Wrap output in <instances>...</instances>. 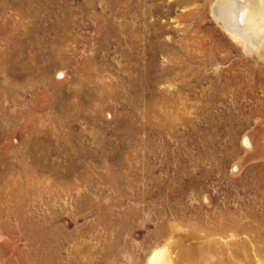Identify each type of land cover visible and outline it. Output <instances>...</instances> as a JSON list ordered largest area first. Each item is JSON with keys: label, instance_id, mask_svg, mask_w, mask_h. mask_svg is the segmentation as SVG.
I'll return each mask as SVG.
<instances>
[{"label": "rangeland", "instance_id": "obj_1", "mask_svg": "<svg viewBox=\"0 0 264 264\" xmlns=\"http://www.w3.org/2000/svg\"><path fill=\"white\" fill-rule=\"evenodd\" d=\"M226 1L0 0V264H264V22Z\"/></svg>", "mask_w": 264, "mask_h": 264}, {"label": "bare ground", "instance_id": "obj_2", "mask_svg": "<svg viewBox=\"0 0 264 264\" xmlns=\"http://www.w3.org/2000/svg\"><path fill=\"white\" fill-rule=\"evenodd\" d=\"M230 0H227L224 4H226V3H228ZM256 2V1H255ZM231 3V5H232V8L230 9L229 7V4H228V6L226 5V6H224V7H220L219 9L220 10H222V11H224V16H227V14H230L231 13V15L233 16L232 18L234 19H232L233 21H235V24L236 25H234L233 24V30H231L230 32H231V34L235 37V38H240V40H242V41H244V42H247V41H250L251 39H252V35L253 34H255V32L257 31V30H261L262 29V25H263V23L262 22H264V0H258L254 5H251L250 4V8L248 9L249 11H248V17H247V19H246V24H245V26L242 28V29H240V30H238L239 28H236L237 27V25H238V23H240V22H242V20L244 21V19H243V17H245V16H243V9H242V6H241V2L239 1V0H232V2H230ZM223 6V5H222ZM248 6V5H247ZM246 6V7H247ZM244 7V6H243ZM221 14H223L222 12H221ZM220 14V15H221ZM226 14V15H225ZM245 14V13H244ZM224 18V17H223ZM226 19H227V17H226ZM225 19V20H226ZM229 20V19H228ZM228 22V21H227ZM262 23V24H261ZM226 24V23H225ZM230 24V23H229ZM264 26V25H263ZM36 27V26H35ZM229 27H230V25H229ZM264 29V28H263ZM31 32V31H30ZM260 32V31H259ZM263 32V31H262ZM33 33V32H32ZM31 34V33H30ZM34 35V34H33ZM252 42V41H251ZM250 42V43H251ZM13 57V56H12ZM12 59V58H11ZM8 62V61H7ZM9 63V62H8ZM58 76L60 77V78H64L65 77V74L63 73V72H59L58 73ZM149 76V75H148ZM145 78V77H144ZM147 79H149V78H147ZM145 80V79H144ZM147 82V81H146ZM150 82V81H149ZM147 84H150V83H147ZM149 88V87H148ZM247 141V140H246ZM36 149V148H35ZM35 151V150H34ZM33 151V156H34V160L36 161V162H39L40 161V159H39V157L37 156V154H36V151L34 152ZM34 161V162H35ZM41 162V161H40ZM35 164V163H34ZM45 165V164H44ZM36 168L37 169H42V166L40 165V164H37V166H36ZM233 224V223H232ZM232 228H236V229H239L240 231L242 230L243 231V228H241L240 227V224L239 223H235V225L234 226H231V229ZM224 229V227L223 226H220L219 227V230L220 231H222ZM212 231H213V229H212ZM211 231V232H212ZM217 231V230H216ZM226 231V230H225ZM235 231H237V230H235ZM219 232V231H218ZM231 232H233L232 230H231ZM210 233V232H209ZM216 233V232H215ZM214 233V234H215ZM221 233V232H220ZM219 233V234H220ZM224 233V232H223ZM226 233V232H225ZM224 233V234H225ZM234 233V232H233ZM236 233V232H235ZM223 234V235H224ZM209 235V234H208ZM221 235H222V233H221ZM226 235V234H225ZM230 235V234H229ZM235 234H231L230 236L233 238V237H235L234 236ZM219 237V236H218ZM225 238H227V235H226V237ZM237 239V238H236ZM207 240V239H206ZM233 240V239H232ZM213 243V242H212ZM229 243H230V241H229ZM232 243V246H234V248L236 247L237 248V244L235 243H233V242H231ZM228 246H231L230 244H227ZM233 248V247H232ZM255 248H256V246H255ZM175 249V248H174ZM187 249V248H186ZM257 249V248H256ZM260 249V248H259ZM258 250V249H257ZM171 251V250H170ZM169 251V248H168V245L165 247L164 246V248L163 249H158V250H156L153 254H151V257H149L150 259H149V262H147L148 264H176L175 263V260H174V257H173V252H170ZM261 251V250H260ZM188 253V252H187ZM191 253V252H190ZM225 254V253H224ZM219 255V254H218ZM223 255V254H222ZM188 256H189V254H188ZM205 257V256H204ZM224 257V256H223ZM219 258V257H218ZM226 259V258H225ZM229 259V258H228ZM208 260V259H207ZM223 261H225V260H223ZM225 262H227V261H225ZM229 262V261H228ZM234 263V262H233ZM235 264V263H234Z\"/></svg>", "mask_w": 264, "mask_h": 264}]
</instances>
